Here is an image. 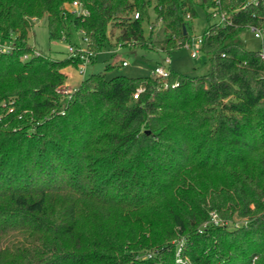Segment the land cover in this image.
Returning <instances> with one entry per match:
<instances>
[{
  "label": "trees",
  "instance_id": "trees-1",
  "mask_svg": "<svg viewBox=\"0 0 264 264\" xmlns=\"http://www.w3.org/2000/svg\"><path fill=\"white\" fill-rule=\"evenodd\" d=\"M71 1L0 0V264H264V61L241 39L264 1L78 0L84 18ZM197 6L200 75L100 71L66 92L80 59L26 43L46 15L49 38L82 30L95 54L156 25L169 52ZM217 6L230 23H209Z\"/></svg>",
  "mask_w": 264,
  "mask_h": 264
},
{
  "label": "rangeland",
  "instance_id": "rangeland-1",
  "mask_svg": "<svg viewBox=\"0 0 264 264\" xmlns=\"http://www.w3.org/2000/svg\"><path fill=\"white\" fill-rule=\"evenodd\" d=\"M67 4L68 2L63 3L62 7L69 9ZM214 9H211V16ZM196 11L197 15L194 18L189 19L187 16L185 17L188 21V42L171 49L169 52H165L161 47L164 34L161 32L159 25H156L153 29L152 38L145 46L121 45L115 39L118 33V30H115L114 34L110 35V42L115 46L113 48L107 47L103 51L98 52L94 61L85 66L83 73H78L71 66L63 69V72L66 74V83L61 88L65 91L66 89L72 90L81 79L91 73L100 71H105L107 78L120 74L131 77L150 75L151 70L157 65H163L169 67L172 71L190 76L206 73L209 69V58L207 54L201 50L196 54L192 53L193 45L207 26L203 8L197 6ZM153 18L154 12L150 8L149 20H153ZM214 20L215 18L212 17L209 23H215ZM30 23L26 43L33 47L37 53L49 58L62 59L67 57L68 45L71 42L79 41L78 32H73L70 39L49 38L46 15L41 18L31 19ZM149 26L150 24L148 22H144L143 27L145 33L149 30ZM241 39L247 49L257 50L261 48L260 40L253 36L249 28L243 31ZM166 58H169V63L165 62ZM122 61H126L128 65H122ZM233 220L234 223L232 224L238 225L244 219L234 217Z\"/></svg>",
  "mask_w": 264,
  "mask_h": 264
},
{
  "label": "built area",
  "instance_id": "built-area-1",
  "mask_svg": "<svg viewBox=\"0 0 264 264\" xmlns=\"http://www.w3.org/2000/svg\"><path fill=\"white\" fill-rule=\"evenodd\" d=\"M254 3H258L259 1L264 0H249ZM219 0H216V3H218ZM69 6V9H66L68 11L73 12L77 16L85 17L89 14V10L78 0H72L71 2H68L67 4ZM134 17H138V13H134ZM212 17L215 18L214 22L219 25H224L226 23H230V19L227 17L226 13L219 9L217 6L212 14ZM252 33L253 36L258 38L261 43V48L259 49V55L261 59L264 61V30L261 27H257L254 25H250L248 27ZM79 33V41L74 44H69L67 51L68 55L67 57H78L80 61L78 62L77 67L75 68L78 73H83L84 68L87 64L91 62L92 57H96V54L88 47V37L85 35L84 31L78 30ZM120 45V44H119ZM200 46V36L198 37L196 43L193 45V54H196L199 51ZM166 63H169V58L165 59ZM122 65H127L126 61H122ZM170 69L169 67L163 66V65H157L151 70V74L165 78L169 75ZM177 85V82H173L171 84H168L167 82H164L162 86L164 88H167L168 86L173 87ZM144 90L143 87H137L135 92L133 93V98H137L138 94ZM65 91V90H64ZM71 90H67L66 92H70Z\"/></svg>",
  "mask_w": 264,
  "mask_h": 264
},
{
  "label": "water",
  "instance_id": "water-1",
  "mask_svg": "<svg viewBox=\"0 0 264 264\" xmlns=\"http://www.w3.org/2000/svg\"><path fill=\"white\" fill-rule=\"evenodd\" d=\"M183 31L185 32V29H184V27H183Z\"/></svg>",
  "mask_w": 264,
  "mask_h": 264
},
{
  "label": "crops",
  "instance_id": "crops-1",
  "mask_svg": "<svg viewBox=\"0 0 264 264\" xmlns=\"http://www.w3.org/2000/svg\"><path fill=\"white\" fill-rule=\"evenodd\" d=\"M128 65V64H127Z\"/></svg>",
  "mask_w": 264,
  "mask_h": 264
}]
</instances>
